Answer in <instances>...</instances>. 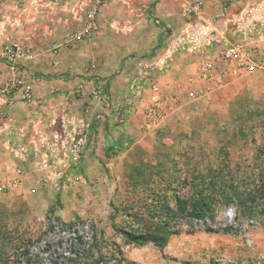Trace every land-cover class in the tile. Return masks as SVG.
Returning <instances> with one entry per match:
<instances>
[{"label":"rangeland","instance_id":"rangeland-1","mask_svg":"<svg viewBox=\"0 0 264 264\" xmlns=\"http://www.w3.org/2000/svg\"><path fill=\"white\" fill-rule=\"evenodd\" d=\"M93 1L63 2L68 6V13L73 8L74 14L81 16L77 24L69 22L70 32L83 27ZM107 2L104 1L100 11ZM155 2L119 0L109 8V13L129 17L117 22L115 30L126 33L150 30L144 22L152 16L150 7ZM175 3L179 10L172 18L171 28L179 31L187 25V34L192 38L190 43L177 44L178 49L194 50L205 37L215 44L217 34L222 31L264 29V0H176ZM163 12L167 11L163 9ZM233 41L246 42L234 38L227 43ZM128 43H118L114 51V55L124 54L117 67L119 71L128 56V48L135 44ZM161 59L168 56L161 55ZM215 59L219 60L218 56ZM112 71L109 73L114 79L112 85L118 105L125 79L117 76L119 71L114 70V74ZM139 84L151 89L153 85L160 86L151 75L141 82L133 77L128 82L130 91L135 93ZM98 89L106 91V84L94 91ZM134 100L132 97L130 101ZM257 102L264 104V70L245 72L227 87L213 88L204 99L184 103L158 126L143 127L141 133L125 141L110 157L99 148L96 155L99 160L89 166L88 174L79 171L71 176L70 144L75 135H82L86 151L89 136L70 134L62 145L67 159L56 162L58 168L53 177L44 170V184L39 188L33 183L35 187L30 192L0 195V264H264V186L261 184L264 121L254 118L247 109L241 111L242 104L256 106ZM120 118L122 121L124 117ZM170 158L188 160L190 170L186 169V174L190 175H200L201 170H194L193 163L210 161L211 173L220 170L223 182L229 184L233 180L242 190L254 189L250 196L254 195L255 200L248 198L245 210L236 202H220L214 217L206 222L185 219L181 222V232L173 234L163 249L153 243H128L115 227L130 229L132 217L129 215L142 210L153 198L151 188L135 184L130 177L134 175L135 180L141 181L149 173L155 182L153 186L159 185L161 177L157 169L148 168V164L142 167V164ZM134 164H141V173L132 170ZM39 173L34 171L35 179ZM161 174L171 176L168 170ZM166 187L169 189L165 188L163 193L167 195L177 193L189 197L191 193L189 186ZM58 194L60 204L52 212Z\"/></svg>","mask_w":264,"mask_h":264},{"label":"crops","instance_id":"crops-1","mask_svg":"<svg viewBox=\"0 0 264 264\" xmlns=\"http://www.w3.org/2000/svg\"><path fill=\"white\" fill-rule=\"evenodd\" d=\"M65 1L0 0L1 78L11 74L1 58L6 43L15 42L33 50L31 57L21 61L30 74L33 99L24 100L21 92L13 100L0 95V195L30 192L35 187L33 183L39 188L44 184V170L53 177L58 168L56 162L67 159L62 145L72 133L89 136V141L82 161L72 165L70 174L79 171L88 174L89 166L99 160L96 157L99 148L109 149L121 137L125 143L141 133L144 111L156 97L165 101L168 119L184 103L204 99L213 88H225L236 81L247 71L240 70L234 61L215 59L229 40L239 38L258 53H264V29L222 31L217 34L215 44L205 37L194 50L178 49L177 44L190 43L192 38L187 34V25L179 31L171 28L172 18L179 10L176 0H156L150 7L152 16L146 19L148 23L144 22L150 30L134 33L115 30L116 23L129 16L109 13V8L119 0H108L98 16L99 32L88 40L67 46L65 38L72 28L69 22L77 24L81 16L74 14L73 8L68 13ZM246 36L248 39L244 40ZM129 41L135 44L128 48V56L119 71L117 67L124 54L114 55V51L118 43L129 45ZM150 52L156 54L151 56ZM161 55L168 59H161ZM215 60V72L222 77L220 83L199 75L203 63ZM114 70L120 72L119 78L125 79L118 105L114 79L109 73L114 74ZM150 75L160 83L159 91L142 84L135 93L130 91L131 78L141 82ZM101 84H106V91L95 97L92 92ZM132 97L134 101H130ZM120 117H124L122 121ZM18 169H22L21 175ZM34 171L40 172L36 179ZM16 178L20 179L18 183L14 182Z\"/></svg>","mask_w":264,"mask_h":264},{"label":"trees","instance_id":"trees-1","mask_svg":"<svg viewBox=\"0 0 264 264\" xmlns=\"http://www.w3.org/2000/svg\"><path fill=\"white\" fill-rule=\"evenodd\" d=\"M247 109L249 114L259 117L264 121V104L257 102L256 106H249V103L242 104V110ZM263 112V113H262ZM243 114H240L242 116ZM124 140L121 137L112 147L105 150V155L110 157L115 154L120 148L124 146ZM190 162L179 161L176 158H170L166 161H156L153 163H143L145 167L157 169L160 175V184L154 185L151 180L152 175H144L143 180H135V176L130 177V181L135 184H145L146 188H151L150 194L152 201L147 203L145 207L129 216L132 217L131 228L115 227L126 239L128 243L144 245L153 243L155 246L163 249L169 242L173 234L181 232V222L187 218H192L198 221L206 222L209 218H213L217 205L220 202L232 203L236 202L240 208L245 210L247 199L251 198L253 190L246 191L238 187L237 183L230 180L229 184L220 180L222 173H211L213 164L208 161L202 163H193V169H199L200 175L186 174L190 170ZM141 164H134L132 170L141 173ZM164 170L171 172V176L167 177L161 173ZM203 171V173H202ZM143 172V171H142ZM224 177V175H223ZM264 177H262L261 184L264 186ZM231 179V178H230ZM167 180V181H166ZM158 184V183H157ZM167 184V185H166ZM178 185L182 188L189 186L191 193L189 197L180 196L177 193H163L166 186ZM153 186V187H150ZM264 190V189H263ZM254 199V195L252 197ZM173 202V205L171 203ZM60 204V196L57 195L56 203L52 207V212L55 211L56 206ZM229 231L228 229H225Z\"/></svg>","mask_w":264,"mask_h":264},{"label":"built area","instance_id":"built-area-1","mask_svg":"<svg viewBox=\"0 0 264 264\" xmlns=\"http://www.w3.org/2000/svg\"><path fill=\"white\" fill-rule=\"evenodd\" d=\"M105 0H94L91 7L87 11V18L83 27L73 30L66 35L65 44L74 46L78 42L92 38L100 30L98 16L100 8ZM30 48L9 42L6 43L1 52V58L5 61L11 71L6 79H2L0 75V95L13 100L16 95L21 92L24 100L33 99V90L29 82L30 74L26 72L21 61L31 57ZM218 59L221 61H234L240 70L247 72H255L264 70V53H258L254 47H249L242 42L233 41L227 43L218 53ZM216 61H207L200 66L199 75L202 78L221 82V75L217 74ZM154 91H158L159 87L153 85ZM103 93L102 89L93 91L95 97H99ZM167 116V105L161 97H156L153 102L144 111L145 129H151L158 126ZM85 151V139L82 135H75L71 139L70 158L72 164H78ZM22 169H18V175L22 174ZM20 181L15 179V183Z\"/></svg>","mask_w":264,"mask_h":264}]
</instances>
